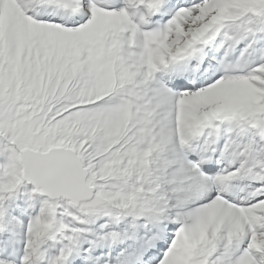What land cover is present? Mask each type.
Returning <instances> with one entry per match:
<instances>
[{
  "label": "snow or ice",
  "instance_id": "1",
  "mask_svg": "<svg viewBox=\"0 0 264 264\" xmlns=\"http://www.w3.org/2000/svg\"><path fill=\"white\" fill-rule=\"evenodd\" d=\"M0 264H264V0H0Z\"/></svg>",
  "mask_w": 264,
  "mask_h": 264
}]
</instances>
